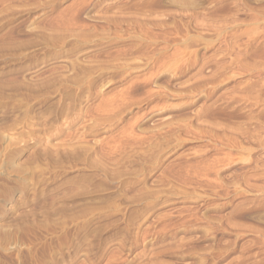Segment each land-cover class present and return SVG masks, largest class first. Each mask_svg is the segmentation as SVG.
I'll use <instances>...</instances> for the list:
<instances>
[{"label": "rangeland", "instance_id": "obj_1", "mask_svg": "<svg viewBox=\"0 0 264 264\" xmlns=\"http://www.w3.org/2000/svg\"><path fill=\"white\" fill-rule=\"evenodd\" d=\"M0 264H264V0H0Z\"/></svg>", "mask_w": 264, "mask_h": 264}]
</instances>
